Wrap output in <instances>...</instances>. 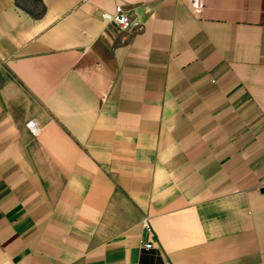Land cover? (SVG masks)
<instances>
[{"label":"crops","instance_id":"obj_1","mask_svg":"<svg viewBox=\"0 0 264 264\" xmlns=\"http://www.w3.org/2000/svg\"><path fill=\"white\" fill-rule=\"evenodd\" d=\"M202 3L0 0V264H264V0Z\"/></svg>","mask_w":264,"mask_h":264},{"label":"built area","instance_id":"obj_2","mask_svg":"<svg viewBox=\"0 0 264 264\" xmlns=\"http://www.w3.org/2000/svg\"><path fill=\"white\" fill-rule=\"evenodd\" d=\"M190 6L195 13H199L203 3L202 0H189ZM105 18L110 20L119 31L129 30L136 25L135 19L129 14L128 10L123 8L122 4H116L112 13L105 14ZM26 127L32 135H37L40 131V127L37 125L34 119H30L26 122ZM141 225L147 233L152 231L150 221L148 217L142 219ZM151 243L145 244V247L150 248Z\"/></svg>","mask_w":264,"mask_h":264}]
</instances>
